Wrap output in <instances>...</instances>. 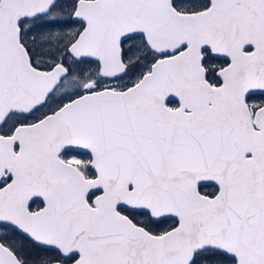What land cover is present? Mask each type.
Segmentation results:
<instances>
[{
    "label": "snow or ice",
    "instance_id": "6c2138e0",
    "mask_svg": "<svg viewBox=\"0 0 264 264\" xmlns=\"http://www.w3.org/2000/svg\"><path fill=\"white\" fill-rule=\"evenodd\" d=\"M0 264H264V0H0Z\"/></svg>",
    "mask_w": 264,
    "mask_h": 264
},
{
    "label": "water",
    "instance_id": "95a60500",
    "mask_svg": "<svg viewBox=\"0 0 264 264\" xmlns=\"http://www.w3.org/2000/svg\"><path fill=\"white\" fill-rule=\"evenodd\" d=\"M221 58H226V57H221ZM169 100H176V98L175 97H169Z\"/></svg>",
    "mask_w": 264,
    "mask_h": 264
},
{
    "label": "flooded vegetation",
    "instance_id": "af4514ba",
    "mask_svg": "<svg viewBox=\"0 0 264 264\" xmlns=\"http://www.w3.org/2000/svg\"><path fill=\"white\" fill-rule=\"evenodd\" d=\"M173 103H175V102H173Z\"/></svg>",
    "mask_w": 264,
    "mask_h": 264
}]
</instances>
